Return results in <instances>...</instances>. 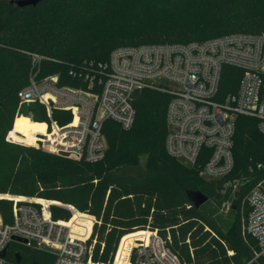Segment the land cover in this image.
I'll use <instances>...</instances> for the list:
<instances>
[{"label":"trees","instance_id":"obj_1","mask_svg":"<svg viewBox=\"0 0 264 264\" xmlns=\"http://www.w3.org/2000/svg\"><path fill=\"white\" fill-rule=\"evenodd\" d=\"M11 1L15 0H0V193L58 201L94 216L90 242L95 241L92 255L97 262L113 259L126 234L151 228L167 238L172 252L184 261L264 264V256L256 257V242L243 234L247 202L243 218L238 213L240 192L253 183L252 176L264 171L257 170L258 164L264 166L263 141L241 130L237 147L238 126L246 129L251 125L249 119H255L240 116L237 120L235 167L229 179L241 169L239 177L246 182L239 188L237 208L227 213L203 191L204 186L213 185L215 191L222 192L223 181L208 183L197 167L168 154L170 97L159 91L144 89L135 94L136 118L131 129L105 121L108 150L105 159L95 164L60 159L7 140L17 121L19 92L35 72L31 54L46 57L40 64L39 79L59 74L61 84L77 86L70 74L72 68L85 61L106 62L120 46L185 44L231 33L261 34L264 12L251 10L253 0H42L25 7ZM191 3L215 26L203 29L198 22L187 27L164 21L167 14ZM162 20L165 23L161 24ZM163 34L170 40L161 37ZM239 74L227 70L223 92L236 89ZM23 112L31 113L37 122L48 120L44 107L38 104ZM39 124L32 127L33 137L37 131L45 132V124ZM111 125L116 127L111 129ZM256 125L259 131L257 121ZM252 160L259 161L250 166ZM196 191L207 196V203L218 213L207 205L197 208L190 199V192ZM51 213L55 220L72 218V212L61 205H52ZM0 215L4 223L13 222L12 201L0 200ZM79 221L88 226L92 218L82 215ZM20 245L21 250L27 249L26 258L21 253V264H54L56 260L55 254ZM12 246L9 258L15 260L17 249Z\"/></svg>","mask_w":264,"mask_h":264},{"label":"built area","instance_id":"obj_2","mask_svg":"<svg viewBox=\"0 0 264 264\" xmlns=\"http://www.w3.org/2000/svg\"><path fill=\"white\" fill-rule=\"evenodd\" d=\"M31 57L35 72L19 92L17 116L24 114L25 107L38 104L48 118L39 122L46 128L35 132L33 147H49L90 164L101 162L108 150L105 121L131 129L136 118L135 94L155 90L170 97L168 154L197 167L203 179L223 181L225 189L242 186L244 177L237 182L229 179L235 167L234 137L240 116L255 119L264 135V32L231 33L185 44L120 46L106 62L85 61L72 68L70 74L78 86L61 84L59 74L39 79L46 57ZM230 68L239 71V81L234 91L223 92V79ZM8 141L16 142L10 136ZM257 170L262 172L264 166L258 164ZM255 180L257 185L246 198L249 210L243 234L256 242V257H260L264 256V180ZM12 201L13 222L6 224L0 218V264H21L9 258L12 235L26 239L27 246L56 250L54 264H198L181 260L168 239L151 228L126 234L113 259L97 262L92 255L95 241L90 242L96 218L83 226L79 220L84 214L72 205L66 207L73 217L62 221L52 217L51 206L56 202ZM231 208L227 202L221 211L227 213Z\"/></svg>","mask_w":264,"mask_h":264},{"label":"rangeland","instance_id":"obj_3","mask_svg":"<svg viewBox=\"0 0 264 264\" xmlns=\"http://www.w3.org/2000/svg\"><path fill=\"white\" fill-rule=\"evenodd\" d=\"M251 10L254 12H260V13L264 12V0H253L251 3ZM199 12L200 11L195 4H193V3L187 4L181 10L178 9L172 13L167 14L165 16L164 21H167L169 25H173V24L177 23V24L187 26V27H189V26L191 27L195 24V22H198L200 24V26H202L201 28H203V29H210L211 26H215V23H213L211 20L201 16V14H199ZM164 21L163 20H162V22L160 21L161 24L165 23ZM161 37H163L164 39H165V37H167L169 39V37L165 34L161 35ZM144 43H147V42L145 41ZM77 83L79 85V82H77ZM70 86H72V85H70ZM27 115L28 114H26V112H24V114L22 116L17 117V121H16V124L14 126V129L8 134L7 140L10 136V138L15 140L16 141L15 143H17V144H22V145H26V146H33L31 144H33V142L35 140V138H34L35 136L33 137V135H32V127L38 126L40 124L37 121L31 120L29 118V115L28 116ZM249 122L251 125L248 126V128H246V129L242 128L241 124L239 123L240 125L238 126L237 136H236L237 147L240 143L239 134H240L241 130L244 131L248 135H254V136L258 137L260 141L264 142V138L261 136V134L257 130L256 121L249 119ZM115 127H116L115 125H111L110 128L114 129ZM107 143L109 145V142H107ZM237 147H236V154L238 155L237 151H239V150H237ZM42 150L50 153L51 155L59 157L60 159L74 160L70 157L65 158V157L60 156L59 154L55 153V151L52 148H49V147H45ZM257 161H259V160H252L250 162L251 163L250 166H253ZM240 172H241V169L236 170V172L230 178L231 182H237V180L240 179V177H239ZM255 177H259L260 180H264V171L262 173L257 174L256 176H254L252 178V182H253L252 184L245 185L246 181H243V183L245 185V189L242 192H240V197L238 199V203H239L238 204V213L240 216H242V218L245 215V211H246L247 195L257 185L256 184L257 180H255ZM250 178H251V176L248 177V179H250ZM204 180L208 183L217 182V181H211V180H206V179H204ZM244 185H242V186H244ZM242 186H241V188H242ZM239 188L240 187L236 188L235 190L232 188H228L222 192H217V191H215V188L213 185H206L203 187V191H205L208 194V196L210 197V200L214 204H217V203L220 204L221 205L220 209H222L223 205L227 202H230V204L232 206L234 200L232 201L231 197L234 196L237 191H239ZM0 197H3V199L10 200V201L15 200V199H20V198H25L27 200H30V199L48 200L45 198H30V197H25L22 195H14V194H10V193H5V194L0 193ZM3 199H0V200H3ZM50 201H53V200H50ZM12 202H14V201H12ZM53 202H56L53 205H61V206L66 207V205L62 204L61 202H58V201H53ZM80 213L87 215L91 218L94 217V216H91V215L83 213V212H80ZM0 218H1V215H0ZM141 230H143V229H141ZM137 231H140V230H137ZM12 249L13 250L17 249L16 252H20V254L23 253L25 255V258L27 257V249L21 250V245L19 243L14 242Z\"/></svg>","mask_w":264,"mask_h":264},{"label":"water","instance_id":"obj_4","mask_svg":"<svg viewBox=\"0 0 264 264\" xmlns=\"http://www.w3.org/2000/svg\"><path fill=\"white\" fill-rule=\"evenodd\" d=\"M40 1H42V0H15V1H11L10 4H15L17 7L36 6ZM59 155L62 156V157H65V158H69L68 153L61 152V153H59ZM238 197H239V192L237 191L235 193V195H234V201H233V204H232V209H236L237 208L236 200L238 199ZM190 199H191V201L194 203V205L197 208H199L200 206H203V205H207L210 209H212V211L214 213H218V209H216L214 205L207 203L209 201V199L203 193L197 192V191L196 192H190ZM11 240L13 242H16V243H19V244H22V245H26L28 243V241L26 239H23V238H21L19 236H15V235L11 236ZM9 246H10V244H8V247ZM7 248H5L3 250V252L1 253L2 257H4L6 255ZM42 250L46 251V252H49V253H52V254H56L57 253L56 250H54L52 248H49L48 246H44V245L42 246ZM15 260L18 263H20L22 261V256H21V254L19 252L15 253Z\"/></svg>","mask_w":264,"mask_h":264},{"label":"bare ground","instance_id":"obj_5","mask_svg":"<svg viewBox=\"0 0 264 264\" xmlns=\"http://www.w3.org/2000/svg\"><path fill=\"white\" fill-rule=\"evenodd\" d=\"M19 116H22V115H19ZM18 117V116H17Z\"/></svg>","mask_w":264,"mask_h":264}]
</instances>
